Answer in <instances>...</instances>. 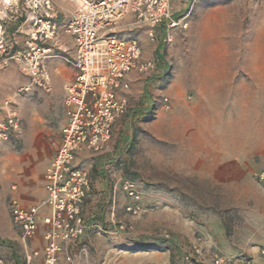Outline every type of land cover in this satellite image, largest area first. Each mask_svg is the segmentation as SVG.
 Here are the masks:
<instances>
[{
  "label": "rangeland",
  "instance_id": "obj_1",
  "mask_svg": "<svg viewBox=\"0 0 264 264\" xmlns=\"http://www.w3.org/2000/svg\"><path fill=\"white\" fill-rule=\"evenodd\" d=\"M10 2L0 0V13ZM182 16L186 26L168 28L159 66L145 75L157 85L147 90L151 101L138 79L106 143V178L120 191L133 180L143 211L126 214L117 200L106 209V250L95 249L96 264H186L179 254L197 264L214 254L264 259V184L255 177L264 169V0H190ZM23 126L0 141V182L9 191L13 174L43 173L54 147L30 152ZM161 239L168 249H155Z\"/></svg>",
  "mask_w": 264,
  "mask_h": 264
},
{
  "label": "built area",
  "instance_id": "obj_2",
  "mask_svg": "<svg viewBox=\"0 0 264 264\" xmlns=\"http://www.w3.org/2000/svg\"><path fill=\"white\" fill-rule=\"evenodd\" d=\"M76 6L63 30L74 42V55L66 58L74 67L75 75L65 86L64 123L60 129V140L43 172L45 196L39 203L23 206L16 197L10 196L8 210L12 222L23 239L36 233L41 219V210L49 212L42 221L47 226L43 238L45 246L41 264H57L59 253L72 241L82 238L92 226L100 232L106 228L97 223L89 224L81 213V205L90 189L87 170L75 164L81 150L93 154L103 153L110 140L115 121L126 114L130 104L127 91L130 88L128 74L151 75L157 69L155 60L144 59L142 48L136 37L124 38L116 34L127 17L126 28L144 30L153 40L156 28L166 22L168 28L186 26L185 17L173 18L171 0H70ZM32 9L29 40L20 48L17 41L7 39L4 24L0 21V60L18 62L30 76L31 83L47 88L49 73L44 66L48 49L42 45L54 38L58 26L52 19L51 0H25ZM43 7L41 14L35 10ZM24 86L21 90H26ZM168 107V98L162 97ZM11 102L0 106V141L8 140L21 131V120ZM264 184V169L255 173ZM14 187H12L13 189ZM121 189L127 197L124 211L138 215L143 211L141 195L136 183L130 179L121 181ZM36 253V252H34ZM193 253H201L200 243L193 245ZM259 253L264 258V245ZM65 259L74 264V258L66 253ZM186 264H197V260L184 255ZM30 261V256L26 257ZM256 264L249 257H227L214 254L210 264ZM0 264H6L0 259Z\"/></svg>",
  "mask_w": 264,
  "mask_h": 264
},
{
  "label": "crops",
  "instance_id": "obj_3",
  "mask_svg": "<svg viewBox=\"0 0 264 264\" xmlns=\"http://www.w3.org/2000/svg\"><path fill=\"white\" fill-rule=\"evenodd\" d=\"M51 2L50 13L58 29L54 38L42 44L45 49H48V56L44 60V66L49 73L47 88L32 84L23 64L13 61L4 64L0 60V106L5 101L11 102V106L24 123L21 135L30 152H41L54 146L47 160L51 158L59 144L60 129L64 123L65 86L73 80L75 75L74 67L66 60L74 55V42L72 37L63 30V25L70 19L76 6L70 0H51ZM188 2L190 0H171L173 18H180L179 16L188 8ZM15 4V0H12L7 6L8 11L0 13V21L4 24L6 38H14L18 45H24L30 38L32 8L26 5L27 10L23 8L19 10ZM20 4L23 5V2L21 1ZM42 11L43 7L35 10L38 14ZM129 19L130 17H127L121 22L116 34L124 38L136 37L140 42L144 59L160 60L162 43L168 31L166 22L157 26L155 38L150 40L144 30L126 28V22ZM128 78L130 80L128 97L134 95L131 86L137 84V80L140 79L144 96L150 102L147 90L151 89L150 85L157 88L155 81L135 71H131ZM145 79H149L147 84L144 83ZM24 86L28 87L25 93L21 91ZM36 104L38 110L35 107ZM128 119L124 120L123 126L129 123ZM110 142L109 140L107 143ZM106 146L108 147V144ZM106 146L104 152L98 155L81 150L74 161L76 165L83 166L87 170L90 181V189L81 205V213L89 224L97 223L103 227H106V209H113L115 200L119 204H125L128 201L120 191L118 180L112 182L106 178ZM12 176H14V183L9 185L10 191L4 185L5 182H0V259L6 264H41L45 246L43 235L47 229L42 218L49 210L48 208L41 210V219L34 236L23 239L19 228L12 222L7 196L16 197L23 206L39 203L45 196L43 173L41 172L38 176L32 174L28 179L20 174ZM98 245L104 253L106 238L99 235L96 227L92 226L86 230L82 238L65 246L63 252L59 253L57 264H70L65 259L66 253L72 255L74 264H96L95 249H99ZM149 255V261L156 262L158 257L156 258L154 254ZM27 256H30L29 262L26 261ZM253 260L256 264H264V259L260 257H254ZM238 264L243 263L238 261Z\"/></svg>",
  "mask_w": 264,
  "mask_h": 264
},
{
  "label": "trees",
  "instance_id": "obj_4",
  "mask_svg": "<svg viewBox=\"0 0 264 264\" xmlns=\"http://www.w3.org/2000/svg\"><path fill=\"white\" fill-rule=\"evenodd\" d=\"M155 62H156L157 68H158L159 65L157 64V61H155ZM167 75H168V73H163V76L161 77V80L164 79V81L167 82ZM154 76H155V75H154ZM158 78H160V77H158ZM144 118H145V119H148V118H149V111H146V115L144 116ZM161 240H162V241L159 242V243L157 244V247H155V249L160 248L161 244L164 245V248L168 249V248H169V245H168L167 240H165V239H161ZM162 242H163V243H162ZM136 247H137L138 249L149 248L148 246H146L145 244H143V243H141V242L138 243V244L136 245ZM161 247H162V246H161ZM153 248H154V247H153ZM179 257L181 258V257H183V256L179 254Z\"/></svg>",
  "mask_w": 264,
  "mask_h": 264
}]
</instances>
